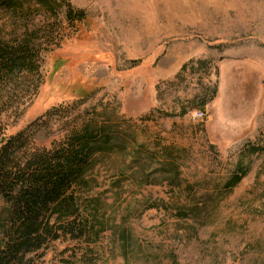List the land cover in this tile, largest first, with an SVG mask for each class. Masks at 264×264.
I'll return each mask as SVG.
<instances>
[{
    "label": "rangeland",
    "instance_id": "374dc122",
    "mask_svg": "<svg viewBox=\"0 0 264 264\" xmlns=\"http://www.w3.org/2000/svg\"><path fill=\"white\" fill-rule=\"evenodd\" d=\"M57 2L58 18L0 11L6 37L28 25L45 43L38 88L21 87L3 121L8 137L55 110L36 137L48 148L101 115L125 131L93 173L109 227L100 264L126 263L119 229L135 241L128 264H264V153L252 152L264 147V0H180L177 21L157 0ZM68 4L87 19L69 24ZM239 167L247 175L227 190Z\"/></svg>",
    "mask_w": 264,
    "mask_h": 264
},
{
    "label": "trees",
    "instance_id": "16d2710c",
    "mask_svg": "<svg viewBox=\"0 0 264 264\" xmlns=\"http://www.w3.org/2000/svg\"><path fill=\"white\" fill-rule=\"evenodd\" d=\"M57 1L0 0V11L11 13L16 20L27 21L40 9L58 18L65 3ZM65 7L69 24L75 26L87 19L85 10L70 4ZM20 30L14 28L11 39L0 30V264H41L56 242L70 244L57 264H100L99 245L109 227L104 202L100 196H93L97 183L93 173L103 156L111 155L127 140L125 131L101 115L103 122L93 117L64 140L49 148L39 146L37 134L49 124L53 110L25 130L6 137L3 117L16 106L15 94L28 81L31 87L38 88L44 53L41 30H31L28 25L23 34ZM49 36L54 40L53 33ZM206 103L202 101V108ZM252 152L264 153V147ZM174 168L168 182L178 187L181 181ZM247 172L245 167H239L227 182V190H233ZM138 174L130 179L134 184L154 183L145 173ZM121 182L124 183L114 181L113 185ZM117 236L128 264L127 253L135 248V241L126 229H119Z\"/></svg>",
    "mask_w": 264,
    "mask_h": 264
},
{
    "label": "bare ground",
    "instance_id": "6f19581e",
    "mask_svg": "<svg viewBox=\"0 0 264 264\" xmlns=\"http://www.w3.org/2000/svg\"><path fill=\"white\" fill-rule=\"evenodd\" d=\"M155 2H156V0H154L153 3H155ZM155 4H156V6L157 5L160 6L159 8H161V10L168 12L166 15L167 18H172V19H175L176 21L179 20V18L181 19L180 14H183L184 13L183 11L185 9L183 4L180 3V0H157V3H155ZM146 26H148V25L146 24ZM153 26H154V24H153Z\"/></svg>",
    "mask_w": 264,
    "mask_h": 264
},
{
    "label": "built area",
    "instance_id": "2783aa9c",
    "mask_svg": "<svg viewBox=\"0 0 264 264\" xmlns=\"http://www.w3.org/2000/svg\"><path fill=\"white\" fill-rule=\"evenodd\" d=\"M196 116H197L198 118H200V117L203 116V114H202V113H198Z\"/></svg>",
    "mask_w": 264,
    "mask_h": 264
}]
</instances>
